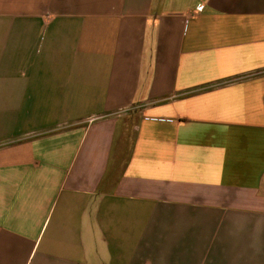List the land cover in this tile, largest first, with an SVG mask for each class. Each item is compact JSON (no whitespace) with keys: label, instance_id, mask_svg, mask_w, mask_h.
I'll list each match as a JSON object with an SVG mask.
<instances>
[{"label":"crops","instance_id":"crops-1","mask_svg":"<svg viewBox=\"0 0 264 264\" xmlns=\"http://www.w3.org/2000/svg\"><path fill=\"white\" fill-rule=\"evenodd\" d=\"M0 264H264V0H0Z\"/></svg>","mask_w":264,"mask_h":264}]
</instances>
